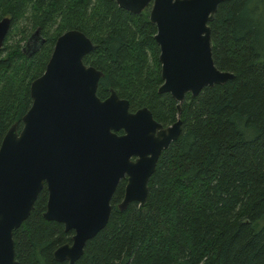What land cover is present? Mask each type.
Segmentation results:
<instances>
[{"label": "trees", "instance_id": "1", "mask_svg": "<svg viewBox=\"0 0 264 264\" xmlns=\"http://www.w3.org/2000/svg\"><path fill=\"white\" fill-rule=\"evenodd\" d=\"M147 10L114 0H0V18H10L0 46V140L11 123L20 126L29 82L68 28L95 44L82 61L103 74L98 98L112 89L129 110L145 106L161 125L172 123L175 102L156 91ZM208 25L213 63L232 78L184 95L179 135L159 154L143 204L116 208L121 179L105 226L71 264H264V0H220ZM35 28L43 41L31 46ZM45 200L43 187L12 230L15 264H66L52 251L72 231L42 217Z\"/></svg>", "mask_w": 264, "mask_h": 264}, {"label": "water", "instance_id": "2", "mask_svg": "<svg viewBox=\"0 0 264 264\" xmlns=\"http://www.w3.org/2000/svg\"><path fill=\"white\" fill-rule=\"evenodd\" d=\"M114 1L133 13L148 7L158 46L156 91L174 100L175 120L163 126L145 106L129 111L128 101L112 89L99 99L95 91L103 74L82 61L95 44L76 28L59 33L42 73L29 82L30 105L20 127L11 123L0 140V264L16 263L12 230L28 216L42 187V217L72 231L52 257L66 264L79 258L84 243L105 226L119 180L124 184L116 208L143 204L159 154L179 135L184 95L232 78L211 57L208 21L220 0ZM9 25L2 16L0 45ZM27 40L31 46L43 41L38 28Z\"/></svg>", "mask_w": 264, "mask_h": 264}, {"label": "flooded vegetation", "instance_id": "3", "mask_svg": "<svg viewBox=\"0 0 264 264\" xmlns=\"http://www.w3.org/2000/svg\"><path fill=\"white\" fill-rule=\"evenodd\" d=\"M5 37V36H4ZM4 39V38H3ZM2 42H3V40H2ZM2 44V43H1ZM1 46V45H0ZM108 91H109V89H108ZM109 93V92H108ZM108 95V94H107ZM106 95V96H107ZM105 96V97H106ZM105 97H103V98H99V99H104ZM128 109H129V107H128ZM129 111H131V110H129ZM134 111V110H133ZM20 126H17V128H19ZM120 181V180H119ZM118 184V183H117ZM117 186V185H116ZM43 188V187H42ZM116 189V188H115ZM113 195V194H112ZM112 197V196H111ZM121 199V198H120ZM46 201V200H45ZM116 205V204H115ZM110 208H111V206H110Z\"/></svg>", "mask_w": 264, "mask_h": 264}, {"label": "rangeland", "instance_id": "4", "mask_svg": "<svg viewBox=\"0 0 264 264\" xmlns=\"http://www.w3.org/2000/svg\"><path fill=\"white\" fill-rule=\"evenodd\" d=\"M2 56V55H1ZM262 221H264V218H263V220Z\"/></svg>", "mask_w": 264, "mask_h": 264}]
</instances>
